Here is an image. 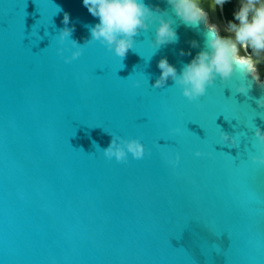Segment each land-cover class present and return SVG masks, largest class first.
Masks as SVG:
<instances>
[{"label":"water","instance_id":"95a60500","mask_svg":"<svg viewBox=\"0 0 264 264\" xmlns=\"http://www.w3.org/2000/svg\"><path fill=\"white\" fill-rule=\"evenodd\" d=\"M145 3L178 42L156 49L154 22L121 61L86 43L99 20L83 0H0V264H264V165L251 160L264 156V79L237 70L196 101L171 79L152 87L159 60L179 74L209 29ZM71 39L81 55L66 62ZM111 136L144 157L107 158Z\"/></svg>","mask_w":264,"mask_h":264},{"label":"clouds","instance_id":"9594fccd","mask_svg":"<svg viewBox=\"0 0 264 264\" xmlns=\"http://www.w3.org/2000/svg\"><path fill=\"white\" fill-rule=\"evenodd\" d=\"M229 0H212V7L223 6ZM173 12L187 26L198 27L203 21L209 29L206 34L205 49L201 50L182 70L177 69L168 62L166 57L158 62L160 75L153 83L154 88H163L171 79L174 86L182 89V94L189 101H196L206 94L207 88L215 83L217 78L222 81L230 80L239 70L244 75H251L257 83H261L256 65L264 59V0H239V8L233 13V20L227 24V31L231 36H221L219 28L209 22L208 13L201 7V0H167ZM83 5L88 12L99 22L90 26L91 39L86 41H99L109 50L114 51L121 61L128 51L134 48L135 38L140 32L149 30L156 22L155 38L153 43L156 49L168 44L178 42L176 30L172 27L173 21L165 19L164 15H157L161 10L145 3V0H83ZM63 24L59 32L61 42L70 38L73 27H67L70 22L68 13H64ZM73 47L71 57H66V62L76 59L81 55V46L76 40L71 39ZM193 47L197 44L191 42ZM241 53H245L242 55ZM63 54V50H60ZM185 53L181 50V55ZM249 87L240 85L236 92L247 95ZM259 107H264V97L256 99ZM246 133H242L245 135ZM255 136L264 144V131L255 127ZM110 135V134H109ZM221 139L229 148H238L237 138L222 132ZM99 147V145H97ZM104 155L117 162H127L128 154L135 159H142L145 147L138 139H124L111 136L109 145L103 148ZM196 156L202 153L197 151ZM254 163L264 165V156H251ZM179 155L168 163L175 165Z\"/></svg>","mask_w":264,"mask_h":264},{"label":"flooded vegetation","instance_id":"af4514ba","mask_svg":"<svg viewBox=\"0 0 264 264\" xmlns=\"http://www.w3.org/2000/svg\"><path fill=\"white\" fill-rule=\"evenodd\" d=\"M205 2L206 0H201V7L208 12V19L210 23H212L211 21H213L214 18L212 16H214V14L216 15L218 19L217 26L219 28L220 35L225 37L233 35L232 33L228 32L226 29L228 22L234 19L233 13L239 8V0H229V2L226 3L222 9L218 5L215 7V9H213L212 0H210L211 3L209 5H206ZM241 54L245 55V53H241ZM263 62L264 59H262L258 65L260 67H263L262 66V64H264Z\"/></svg>","mask_w":264,"mask_h":264},{"label":"bare ground","instance_id":"6f19581e","mask_svg":"<svg viewBox=\"0 0 264 264\" xmlns=\"http://www.w3.org/2000/svg\"><path fill=\"white\" fill-rule=\"evenodd\" d=\"M206 5H209L211 2H210V0H206ZM207 12V11H206ZM212 12V11H211ZM208 13V12H207ZM216 13V12H215ZM215 15V14H214ZM212 17H214L213 18V21H211L212 23L211 24H213V25H216L217 26V22H218V19H217V17H216V15L215 16H212ZM218 27V26H217ZM228 33V32H227ZM256 67H257V70H258V73H259V76H260V79H264V67H260L258 64L256 65Z\"/></svg>","mask_w":264,"mask_h":264}]
</instances>
